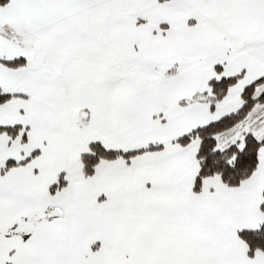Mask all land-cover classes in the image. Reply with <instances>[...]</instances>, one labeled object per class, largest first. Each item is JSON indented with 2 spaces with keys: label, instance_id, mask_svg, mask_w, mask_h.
Wrapping results in <instances>:
<instances>
[{
  "label": "snow or ice",
  "instance_id": "obj_1",
  "mask_svg": "<svg viewBox=\"0 0 264 264\" xmlns=\"http://www.w3.org/2000/svg\"><path fill=\"white\" fill-rule=\"evenodd\" d=\"M0 264H264V0H0Z\"/></svg>",
  "mask_w": 264,
  "mask_h": 264
}]
</instances>
